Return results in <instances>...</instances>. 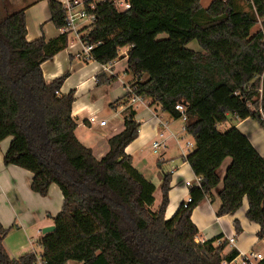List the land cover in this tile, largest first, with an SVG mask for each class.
I'll return each instance as SVG.
<instances>
[{
	"label": "trees",
	"instance_id": "trees-1",
	"mask_svg": "<svg viewBox=\"0 0 264 264\" xmlns=\"http://www.w3.org/2000/svg\"><path fill=\"white\" fill-rule=\"evenodd\" d=\"M128 2L129 9H119L113 0L85 1L95 16L81 35L94 44L87 58L107 65L119 48L130 47L127 72L136 80L112 106L138 95L179 118L175 105L184 103V130L194 140L184 159L201 183L189 188L191 201L166 219L170 174H162L161 200L153 211L154 184L125 153L138 134L133 106L122 111L123 130L96 159L74 134V91L59 94L68 73L49 82L42 75L41 64L67 46L68 32L28 40L26 7L0 0V141L12 137L3 163L30 171V189L40 196L56 184L63 197L52 218L55 229L37 241L39 255L10 257L3 245L10 227L0 223V264H231L239 252L224 253L227 240L220 236L200 240L190 217L218 185L216 170L225 158L230 163L217 215L235 213L245 198L246 218L258 224L256 236L264 239V156L237 127L218 129L231 114L255 120L264 131V0H211L207 7L200 0ZM47 4L49 20L61 28L62 3ZM193 40L200 50L187 47ZM96 78L97 84L114 79L104 73ZM234 227L240 231L237 220Z\"/></svg>",
	"mask_w": 264,
	"mask_h": 264
},
{
	"label": "crops",
	"instance_id": "crops-1",
	"mask_svg": "<svg viewBox=\"0 0 264 264\" xmlns=\"http://www.w3.org/2000/svg\"><path fill=\"white\" fill-rule=\"evenodd\" d=\"M18 1L21 4L20 8L26 7L28 40L42 35L50 39L62 33L60 28H56L49 20L47 0ZM57 1L62 3L64 0ZM87 25L86 21L78 22L76 32H68L67 46L51 59L43 62L41 69L44 79L48 82L68 73L59 89V94L74 91V101L71 104V117L76 123L74 134L79 142L91 149L96 159H100L109 150V138L123 130L122 111L131 105L129 101L120 105L112 106V104L124 99L127 87H130L136 78L127 72L129 46L121 48L118 58L105 66L87 58L83 52V43L79 39L86 31L83 28ZM99 73L112 76L114 79L108 83L97 84L96 76ZM132 106L135 109V120L139 123L138 134L126 146L125 153L131 156L132 166L154 184V200L151 205L153 211L158 208L161 200L162 174H170L168 204L164 212L165 218L168 219L189 196L190 187L186 182L194 183L197 177L184 159L189 150L181 149L179 144L182 138L181 132L186 134L185 121L181 117L173 118L162 111L151 98L143 97L141 103ZM230 116L234 119V126L244 133L257 152L264 156V131L259 124L251 118L238 119L228 114V118ZM101 121L105 123L102 125ZM178 121L181 123L178 124ZM11 138L8 136L0 141V223L3 227H10L3 239V245L9 256L16 258L23 252L35 251V244L39 246L37 241L43 235L41 229L53 224L52 218L60 211L63 197L56 184H51L47 194L40 196L30 189L33 176L30 171L3 163V155ZM153 141L163 142V146L157 148L161 149L159 158H154L157 149L152 147ZM178 145L179 147L175 149ZM154 162L159 169V175L155 174L156 171L153 169ZM229 163L230 159L225 158L218 167L216 170L219 177L218 185L212 189L209 196L202 198L192 209L190 217L198 229L200 240L218 236L226 239L224 253L236 249L239 255L234 262L239 264L242 253L256 251L264 255V239L260 240L256 236L258 224L246 218L248 204L245 198L235 213L217 215L221 203L219 190ZM158 188L159 200L155 194ZM234 220L239 222L240 231H236ZM230 238L233 239L232 243L229 242Z\"/></svg>",
	"mask_w": 264,
	"mask_h": 264
},
{
	"label": "built area",
	"instance_id": "built-area-1",
	"mask_svg": "<svg viewBox=\"0 0 264 264\" xmlns=\"http://www.w3.org/2000/svg\"><path fill=\"white\" fill-rule=\"evenodd\" d=\"M85 1H87V0H64L62 2L63 9L65 10V18H64L65 23L60 28V30L62 32H76L78 22L86 21L89 24L91 21H93L95 19V16L93 14L87 13V10L85 8ZM113 2L116 4V6L119 9H129V7H130L128 0H113ZM90 6L93 7V4L91 3ZM79 39L83 43V52H85L86 56L88 57L89 56L88 53L93 48L94 44L86 43L85 41H83V39L81 37H79ZM120 49L121 48L118 49V56H119ZM145 75L146 74L144 73L143 76H145ZM130 91H132V88L127 87V92H130ZM142 98L143 97H141V96L133 95L129 99V103L131 105L136 104L138 102L141 103ZM175 109L179 111L181 118L185 121V114H184L185 105H184V103L183 102L177 103L175 105ZM100 123L103 125L105 123V121H101ZM160 146H163V142H161V141H153L152 142V147L154 149H157ZM190 146H191V144L189 142H187L186 147H185V148H187L186 151L189 150L188 148ZM200 183H201V176L197 175L194 183L187 181L186 185H188L189 187H192V186H199ZM190 201H191V198H190V196H188V198L183 202L184 206H186V204ZM229 242L232 243L233 239L230 238ZM263 257H264V255L259 253V252L248 251V252L241 254V259H240L239 264H261V260L263 259ZM231 264H236V263L233 260Z\"/></svg>",
	"mask_w": 264,
	"mask_h": 264
},
{
	"label": "rangeland",
	"instance_id": "rangeland-1",
	"mask_svg": "<svg viewBox=\"0 0 264 264\" xmlns=\"http://www.w3.org/2000/svg\"><path fill=\"white\" fill-rule=\"evenodd\" d=\"M13 1V2H12ZM11 1V4H12V6L13 7H16V8H20V3H19V1L18 0H12ZM210 1L211 0H200V4H201V6H203V7H207L208 6V4L210 3ZM240 4L241 5H243V3L242 2H240ZM245 5V4H244ZM2 7H1V5H0V9H1ZM245 9H247V6H245ZM3 12V11H2ZM258 29H260V23L258 22L253 28H252V30H251V32L253 33V32H255V31H257ZM161 36H165V35H161ZM187 47L188 48H190V49H192V50H195V51H197V50H200V48H199V46H198V44H197V42L196 41H191V42H189L188 44H187ZM165 116H166V114H164ZM167 117V116H166ZM181 123V121H178V124H180ZM234 119H233V117L232 116H230L229 118H227V120L225 121V123L223 122L222 124H219L218 125V129L220 130V131H225V130H227V129H229L230 127H232V126H234ZM263 130V129H262ZM181 137L182 138H180L181 140H180V147H181V149L182 148H184L185 150L187 149V148H185L186 147V142H190L191 144H192V146L191 147H189V151L190 150H192V148H193V144H194V140H193V137L191 136V135H189V134H185V133H182L181 132ZM185 146V147H184ZM177 147H179V145L178 146H175V149H177ZM174 149V150H175ZM178 150H179V148H178ZM160 152H161V149H157L156 150V153L154 154V158H159L158 156H159V154H160ZM153 169L156 171V173L155 174H160V172L158 171L159 169H158V167L156 166V163L154 162V164H153ZM155 194H156V196H157V198H158V200H159V197H160V189L158 188L157 189V191L155 192ZM34 248H35V251H36V253H37V255H39V246H37V244H35L34 245ZM27 252V251H26ZM24 253V252H23ZM22 253V254H23ZM20 254V253H19ZM18 254V255H19ZM17 255V256H18Z\"/></svg>",
	"mask_w": 264,
	"mask_h": 264
},
{
	"label": "water",
	"instance_id": "water-1",
	"mask_svg": "<svg viewBox=\"0 0 264 264\" xmlns=\"http://www.w3.org/2000/svg\"><path fill=\"white\" fill-rule=\"evenodd\" d=\"M54 229H55V227H54V225L52 224V225H48V226H46V227H43V228L41 229V232H42V234H46V233H50V232H52ZM198 241H199V239H196V242H198Z\"/></svg>",
	"mask_w": 264,
	"mask_h": 264
}]
</instances>
